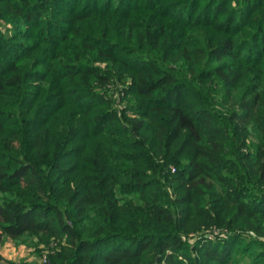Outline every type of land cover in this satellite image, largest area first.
Returning <instances> with one entry per match:
<instances>
[{
    "label": "trees",
    "instance_id": "1",
    "mask_svg": "<svg viewBox=\"0 0 264 264\" xmlns=\"http://www.w3.org/2000/svg\"><path fill=\"white\" fill-rule=\"evenodd\" d=\"M264 264V0H0V264Z\"/></svg>",
    "mask_w": 264,
    "mask_h": 264
},
{
    "label": "rangeland",
    "instance_id": "2",
    "mask_svg": "<svg viewBox=\"0 0 264 264\" xmlns=\"http://www.w3.org/2000/svg\"><path fill=\"white\" fill-rule=\"evenodd\" d=\"M2 256L10 261L14 262H34L38 264H44L43 260L38 258L34 254V250L26 246H16L12 242H8L2 249Z\"/></svg>",
    "mask_w": 264,
    "mask_h": 264
},
{
    "label": "built area",
    "instance_id": "3",
    "mask_svg": "<svg viewBox=\"0 0 264 264\" xmlns=\"http://www.w3.org/2000/svg\"><path fill=\"white\" fill-rule=\"evenodd\" d=\"M43 262H45V260H43Z\"/></svg>",
    "mask_w": 264,
    "mask_h": 264
}]
</instances>
